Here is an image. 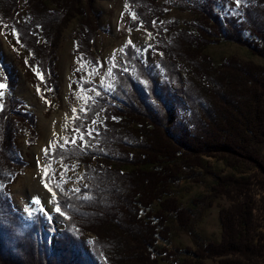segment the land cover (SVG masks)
Segmentation results:
<instances>
[{
    "label": "trees",
    "instance_id": "obj_1",
    "mask_svg": "<svg viewBox=\"0 0 264 264\" xmlns=\"http://www.w3.org/2000/svg\"><path fill=\"white\" fill-rule=\"evenodd\" d=\"M21 1L0 0V27L15 29L19 48L46 62L34 57L30 65L43 68L49 86L58 84L48 75L71 22L80 25L81 50L96 53L103 27L95 0ZM126 4L135 28L151 30L150 44L160 57L149 62L146 46L128 42L120 60H109L108 85L94 84L95 94L72 115V130L81 132L67 140L75 135L76 143L46 149L49 166L61 161L67 170L83 168L79 192L61 194L59 185L52 186L66 215L57 220L66 227L51 245L53 222L38 216L39 209L26 218L8 190L24 164L11 115L24 112L13 100L16 77L0 50V82L6 85L0 101V264H264V64L232 57L218 63L205 53L211 42H236L264 58V0H241L239 6L234 0H176L172 8L191 11L193 20L157 28L166 14L157 0ZM98 63L90 70L97 72ZM224 68L232 70L220 74ZM26 122L19 128L37 133L32 119ZM85 129L96 131L89 137ZM200 175L213 179L208 193L185 204L184 185L200 183ZM217 197L229 204L220 213V240L209 242L195 224ZM85 231L95 236L82 239ZM179 234L197 239L199 247H174L171 238ZM127 235L134 248L127 247ZM174 250L183 254L181 261ZM140 251L145 254L138 259Z\"/></svg>",
    "mask_w": 264,
    "mask_h": 264
},
{
    "label": "rangeland",
    "instance_id": "obj_2",
    "mask_svg": "<svg viewBox=\"0 0 264 264\" xmlns=\"http://www.w3.org/2000/svg\"><path fill=\"white\" fill-rule=\"evenodd\" d=\"M26 1L27 0H22L21 2L26 3ZM126 1L127 0H95L94 10L96 14L99 15L103 27L102 32H100L96 38V53H87L81 50L78 40L80 25L77 20L71 22L64 28L61 40L53 55L55 60V64L52 67L53 73L51 72L50 75H48L46 72L48 76L54 77L59 85L56 82H52L51 86H49L45 77V71L41 66H37V70L43 75V80L38 78L33 67L36 65L31 66L30 62L32 63L34 57L35 60L42 65H45L46 62L33 54L30 56L29 52L27 53V51L19 48L16 35L12 28L4 31L0 27V50L3 53L5 63L9 66L10 73H13V76L16 77L15 87L12 90L14 95L13 100L20 103L18 107L22 109L24 112L22 115L25 116V118L22 119V115H11L14 119V124L11 127L13 142L18 144L19 150L22 152L24 164L23 167H21L22 171L16 175L10 185H8V190L11 193L14 205L22 211L26 218L29 217L31 211L39 209V206L33 205L30 198L45 196L43 191L41 192L37 188L35 189V182H33L35 179L39 182L41 178V183L44 184V182H42L45 176L44 168H47L48 172H50L47 182H50V186L59 185V187L56 188L59 193L68 194L69 191H75L80 188L82 181L79 179V175L83 168H69L67 170L65 169V164L61 161H56L53 166H49L45 158L44 150L49 148V144L62 147L66 144L65 141L68 139L69 134H76L72 130L70 119L74 112L85 106L84 104H86L88 97L95 94L96 89L94 84L100 87L108 85L105 74L110 66L109 60H120L121 51L129 41L137 48L146 46L149 62L159 60L160 52L152 48L150 44L151 30L135 28L133 23H131L132 15L129 12ZM174 1L176 0H157L158 5H161L163 10L166 11V14L161 17V20L159 19V22L156 21L153 27L157 28L159 25L163 26L170 24L176 19L181 22L193 20L194 15L191 11L173 9L172 3ZM24 11H26L25 7L22 12ZM170 31H174V29ZM211 43L212 44H209L207 48H205V53L210 55L218 63L224 61L226 58L232 57L231 59L236 58L243 61L250 60L254 63L264 64V58L252 54L247 46H243L236 42ZM52 47L53 46H51L50 49H52ZM25 61H27V63H25ZM95 61H99V69L97 72L95 70H90V68L94 67L92 62ZM234 66L235 65L232 67ZM229 70L232 69L224 68L220 71V74H226ZM2 71L3 67L0 65V72ZM162 77L163 75L161 72V76L157 77V81L160 82ZM219 77L220 76H218V78ZM54 78H52V80ZM38 88L40 89L39 94L37 93ZM52 89L53 93L51 92ZM220 91L221 93L225 92V90ZM203 93H206V96L210 94L206 91H203ZM209 98H211V96H209ZM26 117L32 119L37 133H31L29 127L25 129L19 128L20 125L25 123L28 124L26 122ZM57 150L58 152L65 151L64 149H55V151ZM211 162L215 164L216 170L222 169L223 165L221 162ZM73 164L76 163L73 162ZM63 172H66L67 179H65ZM200 176L204 178L200 179V183L192 182L191 184L184 185L186 186L183 192L185 204L190 203L191 199L196 198L198 195L208 193L210 188L209 185L212 183L213 179L208 175ZM56 200L60 205V200L57 196ZM228 204L229 201L226 200V198L217 197L214 203L206 204L207 208L200 211L195 229H197V233L207 241L220 240V213ZM47 207L53 209V205L51 204ZM109 211L112 212L111 210H108V212ZM57 218L58 213L55 210H50L49 219L53 222L52 226L49 227L52 232V237L49 239L50 245L55 241L56 234L66 227V222L57 220ZM126 224L127 223L121 225L125 226ZM128 225L131 227L130 223ZM119 230L123 232L124 228H120ZM136 233L140 234L141 232L137 231ZM86 235L95 236L92 232L85 231V235H81L80 237L82 239H87ZM132 238V236H128L127 241L131 242V244H128L127 247L134 248L136 245L135 239ZM171 241L174 247L177 246L182 248L188 245L194 248L199 247L197 239L194 241L189 234L173 235ZM121 250L122 249L119 248L116 256L121 254ZM144 254L145 252L140 251V254L136 255V257L138 259L139 257L142 258ZM175 255L181 261V255L183 254ZM136 257H132V260L135 261ZM205 262V264H218L217 260L207 259ZM159 264L168 263L161 259Z\"/></svg>",
    "mask_w": 264,
    "mask_h": 264
},
{
    "label": "snow or ice",
    "instance_id": "obj_3",
    "mask_svg": "<svg viewBox=\"0 0 264 264\" xmlns=\"http://www.w3.org/2000/svg\"><path fill=\"white\" fill-rule=\"evenodd\" d=\"M234 2H235V4L237 6H239L240 3H241V0H234ZM13 32L15 34V29L13 30ZM17 42L19 43V39H17ZM129 43H131V41H129ZM25 63H27V61H25ZM33 67H34V71L36 72V75L38 76V78L43 80V75L37 70V66H33ZM124 70L127 71V69H124ZM109 71H111V70H109ZM5 88H6V85L3 82H0V101H2V99H3L4 89ZM37 93L38 94L40 93V89L39 88L37 89ZM2 107H3V104L0 103V109H2ZM73 111H75V110H73ZM75 119H78V117L75 118ZM84 131L89 137H91L92 133L94 131H96V130L95 129H91V130L85 129ZM74 132L75 133H80L81 130L79 128H75ZM78 138L81 141H83L84 140V134L83 133L80 134ZM76 139H77V137L74 135L71 138V140H66L65 143H69L70 142V143L75 144L76 143ZM51 147H53V145L49 144V148H51ZM44 151H45V154L47 155V150L45 149ZM44 173H45L44 179L46 181L43 184L44 189H46L45 196L44 197H40V198H37V197L30 198L32 203H33V205L39 206V212L37 213V215L38 216L39 215H43L45 218H48L50 210H55L60 216H65V213L62 211L61 206L58 204V202L56 200L57 193L54 191L53 187L50 186V182H47V177H48V169L47 168H44ZM75 191L79 192L80 189H76ZM42 201H43V203H42ZM49 204L53 205V209H49L47 207Z\"/></svg>",
    "mask_w": 264,
    "mask_h": 264
},
{
    "label": "bare ground",
    "instance_id": "obj_4",
    "mask_svg": "<svg viewBox=\"0 0 264 264\" xmlns=\"http://www.w3.org/2000/svg\"><path fill=\"white\" fill-rule=\"evenodd\" d=\"M60 173V172H59ZM33 182H35V189L37 188L39 191H43L45 194H46V189H44V187H43V184L41 183V178H40V181L39 182H37V180L35 179V180H33ZM42 182H43V180H42ZM17 207V206H16ZM19 209V208H18ZM20 210V209H19Z\"/></svg>",
    "mask_w": 264,
    "mask_h": 264
}]
</instances>
